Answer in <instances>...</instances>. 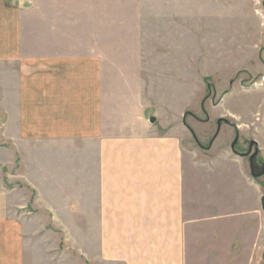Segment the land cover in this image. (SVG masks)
Returning a JSON list of instances; mask_svg holds the SVG:
<instances>
[{
    "label": "crops",
    "instance_id": "0c3cea01",
    "mask_svg": "<svg viewBox=\"0 0 264 264\" xmlns=\"http://www.w3.org/2000/svg\"><path fill=\"white\" fill-rule=\"evenodd\" d=\"M112 4L0 0V264L37 261L24 220L11 211L26 198L17 193L23 185L83 186L84 203L67 207L83 216L86 264H186L190 35L202 43L214 35L219 12L199 8L190 19L187 6H166V38L142 43L118 37L131 15ZM197 58L193 64L220 60Z\"/></svg>",
    "mask_w": 264,
    "mask_h": 264
},
{
    "label": "rangeland",
    "instance_id": "374dc122",
    "mask_svg": "<svg viewBox=\"0 0 264 264\" xmlns=\"http://www.w3.org/2000/svg\"><path fill=\"white\" fill-rule=\"evenodd\" d=\"M112 1L116 0H110V5ZM119 2L124 6L125 16H131L124 30L118 31V37L142 43L166 38L165 24L161 22L166 6H173L176 11L187 6L190 19L198 16L199 8L219 12L214 35L204 40L200 37L203 43L192 41L190 35V50L194 49L195 55L188 56L190 89L185 116L189 127L185 159L186 264H264V177L254 178L248 158L242 156L251 142H256L255 171H261L264 166V0ZM173 15L181 17V13ZM132 23L137 26L135 30ZM200 50H204V56ZM211 55L219 56L220 60L193 64L198 56ZM195 71L204 73L203 80L192 78ZM236 131L238 143H234ZM77 146L79 151H84L83 142ZM32 160L29 165H36V159ZM83 160L76 166L75 180L79 185L84 184ZM64 162L67 166L68 161ZM66 175L63 180L68 187ZM22 187L17 193L26 194V198L14 201L11 211L14 217L24 220L30 257L32 253L37 258L36 264L41 260L44 264H86L83 216L73 217L67 207L73 201L84 203L83 186L76 192H52L46 185L38 190ZM79 213L83 215V206Z\"/></svg>",
    "mask_w": 264,
    "mask_h": 264
},
{
    "label": "flooded vegetation",
    "instance_id": "af4514ba",
    "mask_svg": "<svg viewBox=\"0 0 264 264\" xmlns=\"http://www.w3.org/2000/svg\"><path fill=\"white\" fill-rule=\"evenodd\" d=\"M220 123H221V122H218V128H220V126H221ZM237 140H238V134H237V131H236V140H235L234 143H238ZM234 143H233V144H234ZM235 146H236V144H235ZM256 148H257L256 145H254V146L252 147V150H251V145H249V148H248L247 152H246V153H243L242 156L248 158V160H249L250 172H251V167H252L254 173H255L256 175H258V174H261V173L263 172L264 166L261 168V171H260L259 173H256V171H255V170H256V168H255L256 163H255V162H256V159H257V157H258V154H257V156L253 157V159H252L253 154L256 152ZM253 151H254V152H253ZM251 160H252V164H251ZM262 177H264V175H263ZM262 177H260V178H262Z\"/></svg>",
    "mask_w": 264,
    "mask_h": 264
},
{
    "label": "water",
    "instance_id": "95a60500",
    "mask_svg": "<svg viewBox=\"0 0 264 264\" xmlns=\"http://www.w3.org/2000/svg\"><path fill=\"white\" fill-rule=\"evenodd\" d=\"M154 121H155V120H153V122H154ZM254 145L258 146L256 142H254V141L251 142V150H252V147H253ZM232 150L235 151V150H234V146L232 147ZM257 154H258V147H257V149H256V152L253 154L252 159H253V157L257 156ZM241 157H242V156H241ZM251 164H252V160H251ZM251 174H252V176H253L254 178H260V177H262V176L264 175V169H263V172H262L261 174L256 175V174L254 173L252 167H251ZM262 210H263V212H264V201H263V203H262Z\"/></svg>",
    "mask_w": 264,
    "mask_h": 264
}]
</instances>
